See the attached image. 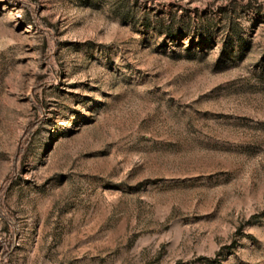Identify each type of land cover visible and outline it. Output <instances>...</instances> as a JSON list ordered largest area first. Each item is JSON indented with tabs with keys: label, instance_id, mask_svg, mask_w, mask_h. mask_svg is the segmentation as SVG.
<instances>
[{
	"label": "rangeland",
	"instance_id": "374dc122",
	"mask_svg": "<svg viewBox=\"0 0 264 264\" xmlns=\"http://www.w3.org/2000/svg\"><path fill=\"white\" fill-rule=\"evenodd\" d=\"M0 264H264V0H0Z\"/></svg>",
	"mask_w": 264,
	"mask_h": 264
}]
</instances>
